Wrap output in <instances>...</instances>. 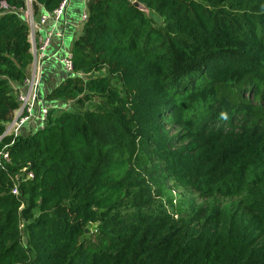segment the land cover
Masks as SVG:
<instances>
[{
  "label": "trees",
  "instance_id": "1",
  "mask_svg": "<svg viewBox=\"0 0 264 264\" xmlns=\"http://www.w3.org/2000/svg\"><path fill=\"white\" fill-rule=\"evenodd\" d=\"M23 6L0 0V138L31 63ZM86 14L71 49L84 77L47 96L72 106L7 149L9 174L33 178L15 197L0 170V264H264V216L240 235L211 230L214 206L173 217L175 190L232 197L264 179V0H89Z\"/></svg>",
  "mask_w": 264,
  "mask_h": 264
},
{
  "label": "built area",
  "instance_id": "2",
  "mask_svg": "<svg viewBox=\"0 0 264 264\" xmlns=\"http://www.w3.org/2000/svg\"><path fill=\"white\" fill-rule=\"evenodd\" d=\"M23 2V8L17 11V13L21 21L28 28L27 37L30 45L29 51L31 55L32 71L31 74L26 76L22 81V86L25 91L17 92L15 94V100L18 104L17 109L13 112L11 120L4 125V131L1 138L12 137V141L0 150V170L8 176L12 183L11 194L15 197L19 196V184L24 180L32 179L33 174L27 172L26 168H22L16 174H9L8 168L11 166V160L7 149L13 145L14 139L20 135V129L22 126L37 122L38 131L43 130L46 127L50 116L49 110L44 107L43 101L38 98L40 66L41 63L47 59L45 51L50 45L52 36L56 35L57 37H61V34L50 31L46 32L43 37H40L38 36L39 27H41L47 19H52L57 23L68 5V0H62L56 9L50 12L44 10V14H41V16H38V19H36L35 6H38L39 9L42 8L37 4V0H23ZM2 7L6 8L4 5H2ZM87 19V14H83L81 17L82 23H85ZM72 62L73 55L70 51L61 61L64 70L69 74H74ZM173 194L175 195V192H173ZM21 208L22 206L19 210H21ZM173 217L177 218L176 215ZM18 228L19 230L24 229V222L20 223Z\"/></svg>",
  "mask_w": 264,
  "mask_h": 264
},
{
  "label": "rangeland",
  "instance_id": "3",
  "mask_svg": "<svg viewBox=\"0 0 264 264\" xmlns=\"http://www.w3.org/2000/svg\"><path fill=\"white\" fill-rule=\"evenodd\" d=\"M145 15L149 18H152L157 24L160 23V19L156 16H150L151 14L147 11H144ZM93 75V74H91ZM89 75V76H91ZM98 75L106 76L107 73L105 70L101 71ZM116 80H112V84L116 85ZM247 94L245 95V99H247ZM250 102L253 105L261 104L260 101L254 100L249 97ZM87 108V107H86ZM76 112H82L80 110L75 109ZM166 129H168L171 135H174L177 131L176 129H172L171 126L166 125ZM12 165V163H11ZM173 182H166V186H174ZM174 195V194H173ZM175 196L177 198V204L180 206L179 209L183 211V213L175 214L177 218L174 220L177 222L181 217H185V213H190L192 208H211L217 207L221 212V217L218 225L211 226V230L219 231L224 235L235 234L240 235L242 231L246 233H252L254 231H250L251 221L253 222V218L255 216H264V209L262 205L264 204V179H254L251 180L239 193L238 195L232 197H224V196H213L211 198H204L199 196L198 194L190 191V190H175ZM156 202L159 201L155 199ZM203 222H194L190 229H193L195 233L199 232V229ZM19 230V228H18ZM96 226L91 225L88 229V233L85 235L84 244L87 245L89 242L93 243L96 241L98 234L96 233ZM22 230H19L22 233ZM256 240L258 242H264V232L258 231L256 232Z\"/></svg>",
  "mask_w": 264,
  "mask_h": 264
},
{
  "label": "crops",
  "instance_id": "4",
  "mask_svg": "<svg viewBox=\"0 0 264 264\" xmlns=\"http://www.w3.org/2000/svg\"><path fill=\"white\" fill-rule=\"evenodd\" d=\"M89 0H68V5L65 8L60 20L55 23L52 19H47L46 22L39 27L38 36L43 37L46 32L60 33L61 37L53 35L50 45L45 53V59L40 66V85L38 98L43 101L45 108L49 110L52 116H56L61 111H65L72 106V103H64L60 101L48 100L47 96L66 79L73 76H81L82 74L67 73L61 63L62 59L68 52L71 51L73 43L79 39L83 34L84 24L81 21L83 14L87 13V2ZM44 14V9L38 8L36 12V19L38 16ZM150 16L155 14L150 13ZM32 64L26 70V76L31 74ZM87 74L86 77H89ZM14 93L24 92V88L20 83H12ZM13 115V114H12ZM38 123L32 122L28 125L22 126L19 136H27L38 131Z\"/></svg>",
  "mask_w": 264,
  "mask_h": 264
},
{
  "label": "water",
  "instance_id": "5",
  "mask_svg": "<svg viewBox=\"0 0 264 264\" xmlns=\"http://www.w3.org/2000/svg\"><path fill=\"white\" fill-rule=\"evenodd\" d=\"M134 6L137 8H140L142 11H147L146 9H144L140 4L138 3H134ZM148 12V11H147Z\"/></svg>",
  "mask_w": 264,
  "mask_h": 264
}]
</instances>
